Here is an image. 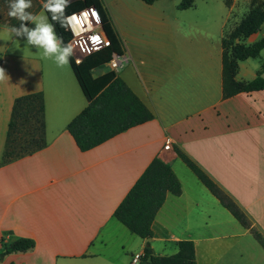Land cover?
I'll return each mask as SVG.
<instances>
[{
    "label": "crops",
    "instance_id": "obj_1",
    "mask_svg": "<svg viewBox=\"0 0 264 264\" xmlns=\"http://www.w3.org/2000/svg\"><path fill=\"white\" fill-rule=\"evenodd\" d=\"M101 1L129 59L117 76L153 119L81 152L67 127L88 101L70 62L58 67L26 39L13 37L9 28L19 21L8 16L9 0H0V68L6 73L0 162L13 103L21 96L41 93L46 140L43 149L0 165V254L20 238L35 243L2 256L0 264H129L145 241L114 212L154 159L171 168L181 189L166 195L155 216L149 240L155 256H172L188 240L196 264H264V247L251 230L177 155L194 162L264 237V90L223 98L228 8L222 0H195L185 10L178 9L181 0ZM43 2L32 0L29 11L46 14ZM261 37L264 25L245 43ZM258 58L238 63L237 81L264 77V50ZM96 70L93 77L105 73ZM167 138L171 151L163 149Z\"/></svg>",
    "mask_w": 264,
    "mask_h": 264
},
{
    "label": "trees",
    "instance_id": "obj_2",
    "mask_svg": "<svg viewBox=\"0 0 264 264\" xmlns=\"http://www.w3.org/2000/svg\"><path fill=\"white\" fill-rule=\"evenodd\" d=\"M140 1L151 5L160 0ZM194 1L181 0L178 9H189ZM224 3L226 7H229L231 0H226ZM89 7L97 11L109 44L104 50L89 56L79 66L75 65L70 58L73 72L88 101V106L67 127L81 152L91 150L116 135L153 119L149 110L116 73L108 71L93 77V71L107 65L113 54H122V44L101 0L72 1L65 11V18ZM46 14L51 22L50 14ZM53 23L56 34L67 44L70 34L66 30L65 19L63 24ZM262 25H264V4L260 3L251 9L229 33L224 34L222 40L223 98L264 90V77L260 74L250 82L236 80L238 63L246 59L258 58L260 52L264 50V37L250 45L245 43L247 38L260 31ZM43 112L41 93L15 99L0 165L29 156L46 146ZM177 155L220 204L242 227L251 230L255 239L264 247V237L251 229L246 215L238 206L194 162L180 151H177ZM180 192L179 182L171 168L161 160L154 159L116 208L115 219L132 234L145 241L140 264H196L195 247L192 241H180L178 252L172 256H155L149 246V240L153 237L152 225L166 195L178 196ZM34 245L31 239H17L4 245L0 258L12 253L26 252Z\"/></svg>",
    "mask_w": 264,
    "mask_h": 264
},
{
    "label": "clouds",
    "instance_id": "obj_3",
    "mask_svg": "<svg viewBox=\"0 0 264 264\" xmlns=\"http://www.w3.org/2000/svg\"><path fill=\"white\" fill-rule=\"evenodd\" d=\"M68 5L69 0H44L42 8L45 13L50 14V22L48 15H36L29 11L33 7L32 0H9L8 16L20 22L19 27L9 28L10 34L26 39L27 46L42 50L43 58L53 59L58 67H63L69 64L74 51L71 44H65L56 34L53 22L63 24ZM27 22L33 23L34 27L29 28ZM5 76V70L0 68V81H3Z\"/></svg>",
    "mask_w": 264,
    "mask_h": 264
},
{
    "label": "built area",
    "instance_id": "obj_4",
    "mask_svg": "<svg viewBox=\"0 0 264 264\" xmlns=\"http://www.w3.org/2000/svg\"><path fill=\"white\" fill-rule=\"evenodd\" d=\"M95 13V16L92 13ZM66 30L70 34L67 44H71L74 55L71 60L75 65H81L89 56L104 50L109 41L102 29L97 11L89 7L79 12L72 13L65 18ZM128 57L113 54L107 64L110 71L118 73L128 62ZM164 151H171V140L167 138L163 147ZM141 255L135 254L131 257L129 264H140Z\"/></svg>",
    "mask_w": 264,
    "mask_h": 264
},
{
    "label": "rangeland",
    "instance_id": "obj_5",
    "mask_svg": "<svg viewBox=\"0 0 264 264\" xmlns=\"http://www.w3.org/2000/svg\"><path fill=\"white\" fill-rule=\"evenodd\" d=\"M222 1L224 3L226 0H222ZM260 3L264 4V0H231L229 7H227L230 15L225 27V34L229 33L232 30V28H234V26L238 24L241 21V19L244 16H246L251 9L258 6ZM0 20H3V18H0ZM258 60L259 58L256 59L255 61ZM108 71H110V68L108 65H105L104 67L96 70V73H100V72L106 73Z\"/></svg>",
    "mask_w": 264,
    "mask_h": 264
},
{
    "label": "water",
    "instance_id": "obj_6",
    "mask_svg": "<svg viewBox=\"0 0 264 264\" xmlns=\"http://www.w3.org/2000/svg\"><path fill=\"white\" fill-rule=\"evenodd\" d=\"M72 1H74V0H70L69 3H71ZM145 264H146V263H145Z\"/></svg>",
    "mask_w": 264,
    "mask_h": 264
},
{
    "label": "snow or ice",
    "instance_id": "obj_7",
    "mask_svg": "<svg viewBox=\"0 0 264 264\" xmlns=\"http://www.w3.org/2000/svg\"><path fill=\"white\" fill-rule=\"evenodd\" d=\"M92 15L95 16V13L93 12Z\"/></svg>",
    "mask_w": 264,
    "mask_h": 264
}]
</instances>
